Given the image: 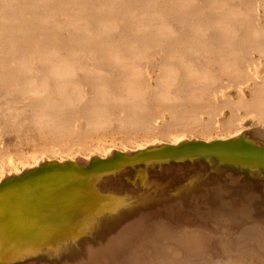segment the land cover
Returning a JSON list of instances; mask_svg holds the SVG:
<instances>
[{
    "label": "rangeland",
    "instance_id": "374dc122",
    "mask_svg": "<svg viewBox=\"0 0 264 264\" xmlns=\"http://www.w3.org/2000/svg\"><path fill=\"white\" fill-rule=\"evenodd\" d=\"M249 117L264 125V0H0V174Z\"/></svg>",
    "mask_w": 264,
    "mask_h": 264
},
{
    "label": "water",
    "instance_id": "95a60500",
    "mask_svg": "<svg viewBox=\"0 0 264 264\" xmlns=\"http://www.w3.org/2000/svg\"><path fill=\"white\" fill-rule=\"evenodd\" d=\"M0 177V264H264V125Z\"/></svg>",
    "mask_w": 264,
    "mask_h": 264
},
{
    "label": "bare ground",
    "instance_id": "6f19581e",
    "mask_svg": "<svg viewBox=\"0 0 264 264\" xmlns=\"http://www.w3.org/2000/svg\"><path fill=\"white\" fill-rule=\"evenodd\" d=\"M242 123V122H241ZM222 137V136H221ZM106 138V137H105ZM101 139V138H100ZM146 139V138H145ZM173 139H175V138H173ZM176 139H178L177 137H176ZM180 139V138H179ZM144 140V139H143ZM112 141V140H111ZM114 141V140H113ZM144 141H146V140H144ZM148 142H149V140H148ZM150 142H152L151 140H150ZM110 144V143H109ZM139 144V145H138ZM138 144H137V147L138 146H141V144L142 143H139L138 142ZM113 145V144H112ZM115 145V144H114ZM135 145H136V142H135ZM93 149V148H92ZM112 149H115V148H100V149H98L97 151H94V152H91L90 154L92 155V154H95V153H101V154H108ZM125 149H127V148H125ZM96 150V149H95ZM63 154V153H62ZM43 155V154H42ZM56 155H58L57 153H56ZM55 155V156H56ZM54 156V157H55ZM67 156H68V154H67ZM73 156H75V155H73ZM87 156V155H86ZM60 158H62V159H64V158H66V157H64L63 155H60L59 156ZM69 157V156H68ZM71 157V156H70ZM34 158H35V156H34ZM46 158V157H45ZM44 158H42V160H43ZM14 163V162H13ZM12 163V166H11V168H18L19 166H21L22 168L23 167H25V166H27V165H29V163L27 164V163H25V162H20L18 165H14ZM11 163L9 162V165H10ZM7 165V164H6ZM34 165V164H33ZM3 168V167H2ZM5 169V168H4ZM4 169H3V172H2V170H1V172H2V174H0V177H2L4 174H5V172H4ZM17 170V169H16ZM15 171V170H14Z\"/></svg>",
    "mask_w": 264,
    "mask_h": 264
}]
</instances>
